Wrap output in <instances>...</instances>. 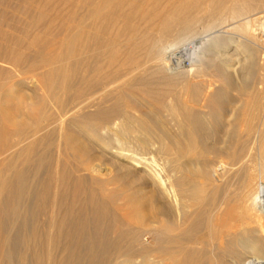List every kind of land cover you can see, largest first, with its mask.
Instances as JSON below:
<instances>
[{"label": "bare ground", "instance_id": "obj_1", "mask_svg": "<svg viewBox=\"0 0 264 264\" xmlns=\"http://www.w3.org/2000/svg\"><path fill=\"white\" fill-rule=\"evenodd\" d=\"M260 6L0 0V264H264Z\"/></svg>", "mask_w": 264, "mask_h": 264}, {"label": "rangeland", "instance_id": "obj_2", "mask_svg": "<svg viewBox=\"0 0 264 264\" xmlns=\"http://www.w3.org/2000/svg\"><path fill=\"white\" fill-rule=\"evenodd\" d=\"M229 6H231V4H229ZM258 10V11H257ZM256 11H255V13H257V12H261L262 14L264 13V8H263V6H260L258 9H257ZM56 11H58V13L60 14V15H62V14H66V11H68V8H67V5H65L64 3H61V5L57 8V10ZM64 12V13H63ZM255 13H253V14H255ZM261 13H259L258 15H256V16H260V15H262ZM256 16H253V18H255ZM7 25V27H8V30L9 29H14L15 27H16V29H17V31H12V32H10L9 31V33L7 34L8 35V37L10 38V39H15L17 36L18 37H25V35L27 34L26 33V31H22V29H19L20 27H21V25H18L17 23H15V22H13V21H11V20H9L8 21V23L6 24ZM63 26H68V23L67 22H65L64 24H62ZM18 26V27H17ZM7 29V28H6ZM7 30V31H8ZM234 32V31H233ZM15 33V34H14ZM237 32H234V35L236 34ZM14 34V35H13ZM17 34V35H16ZM30 34V33H29ZM31 34H32V32H31ZM32 35H34V34H32ZM55 36L54 37H56V39H55V42H59V40H61L62 39V36H63V33L62 32H59L58 34H54ZM35 36V35H34ZM41 36H43V37H47L48 38V43H47V48L49 47L50 48V51H52V50H54V48H57V45L55 46L54 44H55V42L54 41H52L51 39H52V36H50L49 34L48 35H45L44 33H41ZM17 37V38H18ZM193 41V44H194V46L195 47H199L200 46V41H199V39L198 38H196V39H194V40H192ZM58 44V43H57ZM174 52V51H173ZM173 52H171V54L173 53ZM179 52V51H178ZM168 53V55L170 56V53H169V51L167 52ZM167 53H166V55L165 56H167ZM177 52H175V53H173V54H176ZM230 53V54H229ZM172 54V55H173ZM228 55H231L232 54V50H229V52L227 53ZM259 54V53H258ZM256 55V60L258 61V60H260V62L261 63H264V53H261V54H259V55ZM182 56V53H181V55H176L175 57H173V59H171V61L169 62L170 64L169 65H167L168 67L170 66L171 68H173L174 66H176V65H178L179 64V68H180V70H188L189 68H190V61H188L187 59H184V58H182L181 57ZM178 57H181V58H178ZM175 58H178V59H176V63L174 62V59ZM178 60V61H177ZM263 61V62H262ZM170 68V69H171ZM232 73V72H231ZM231 75V77L233 78V80L234 81H237L238 80V78H237V76H233L232 74H230ZM254 77H255V75H253ZM2 77H4V76H2ZM23 79H25L26 80V82H29L30 83V80H29V76H24L23 77ZM251 84H253V82L251 83ZM250 84V85H251ZM255 85V84H254ZM257 86V89H261V90H263L264 89V86L263 85H261V84H259V85H256ZM260 87V88H259ZM5 88L7 89V90H12V88H11V84L10 85H8V86H5ZM26 93H30V92H26ZM234 93V94H233ZM232 94H233V96H235L234 97V100L237 102V107H238V110H243L244 109V107H243V105L245 104V103H247V102H249V100L247 99V98H245V97H242L241 95H240V93H239V91H237V92H233ZM243 107V109H242V107ZM239 107H241V108H239ZM243 117H246V116H243ZM8 129H11V127L10 126H8ZM57 135V137H58V134H56ZM59 137H60V134H59ZM60 139V138H59ZM76 139H80L81 141H83V138H81L78 134H74V133H72L71 135H69V136H67V138L65 139V141L64 140H62V141H59V144H57L59 147H57V145H56V147H55V149L53 150V152H52V156H58V154H59V150H62L63 149V145L64 144H66L65 146H68V153H69V155L68 156H65V155H60V158H61V160L62 161H64V162H66V161H78L79 163H81V165H82V167H86V168H89L92 164H90V162H85V161H82V160H80V157H78L79 156V154L78 153H76L75 152V150L73 149V145H71L72 144V142H75V140ZM85 140V139H84ZM63 142V143H62ZM58 152V153H57ZM62 156V157H61ZM73 163V162H72ZM118 187V185H116L115 184V182L114 181H112V183H110V185H108V186H105L104 188H102L101 189V197L102 198H104V199H106V201H107V203L109 204V205H111V206H115V207H118V206H120V205H122L123 204V202H121V201H119V202H115L114 201V199L112 198L113 197V194L114 193H112V191L115 189V188H117ZM129 213H132V210L130 209L129 210ZM128 220H129V218H127ZM139 264V263H138Z\"/></svg>", "mask_w": 264, "mask_h": 264}]
</instances>
